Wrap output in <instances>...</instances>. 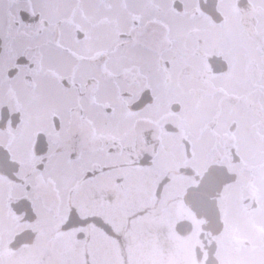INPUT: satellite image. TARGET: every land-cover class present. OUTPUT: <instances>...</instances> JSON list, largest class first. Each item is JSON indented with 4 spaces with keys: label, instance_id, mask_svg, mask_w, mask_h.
Returning <instances> with one entry per match:
<instances>
[{
    "label": "snow or ice",
    "instance_id": "obj_1",
    "mask_svg": "<svg viewBox=\"0 0 264 264\" xmlns=\"http://www.w3.org/2000/svg\"><path fill=\"white\" fill-rule=\"evenodd\" d=\"M0 264H264V0H0Z\"/></svg>",
    "mask_w": 264,
    "mask_h": 264
}]
</instances>
